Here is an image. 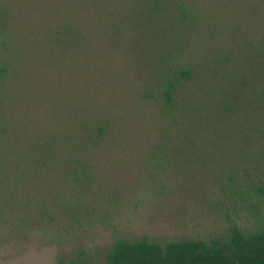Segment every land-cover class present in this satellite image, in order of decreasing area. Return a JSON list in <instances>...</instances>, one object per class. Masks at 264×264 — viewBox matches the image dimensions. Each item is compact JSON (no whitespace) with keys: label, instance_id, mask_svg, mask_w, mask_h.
Listing matches in <instances>:
<instances>
[{"label":"trees","instance_id":"trees-1","mask_svg":"<svg viewBox=\"0 0 264 264\" xmlns=\"http://www.w3.org/2000/svg\"><path fill=\"white\" fill-rule=\"evenodd\" d=\"M240 1L56 0L49 16L32 20V31L17 39L0 0V246L86 222L93 196L101 200L93 183L103 161L141 140L135 113L163 119V129L145 139L147 158L161 160L199 145L196 128L205 131L210 117L233 112L226 89L204 96L203 86H193L199 77L182 49L205 16L237 12ZM149 51L160 58L152 74L126 81L120 63L143 61ZM106 260L264 264V223L232 221L219 236L166 244L120 238ZM60 264L87 263L74 257Z\"/></svg>","mask_w":264,"mask_h":264},{"label":"rangeland","instance_id":"rangeland-1","mask_svg":"<svg viewBox=\"0 0 264 264\" xmlns=\"http://www.w3.org/2000/svg\"><path fill=\"white\" fill-rule=\"evenodd\" d=\"M240 2V8L233 6L237 12L217 9L205 16L182 49L199 77L193 86H203L207 96L213 88L226 89L233 112L210 117L208 129L196 128L202 143L169 151L161 160L147 158L152 147L145 139L163 129V119L155 111L140 119L135 113L141 140L103 161L93 183L101 200L93 196L86 222L67 232L2 244L0 264H60L74 257L108 264L107 252L120 238L166 244L219 236L232 221L249 228L264 223L263 3ZM2 5L13 35L21 39L32 31V20L49 16L56 0H4ZM156 58L160 61L149 51L143 61H122L126 81L147 79Z\"/></svg>","mask_w":264,"mask_h":264}]
</instances>
